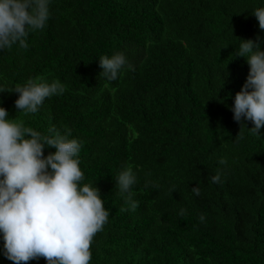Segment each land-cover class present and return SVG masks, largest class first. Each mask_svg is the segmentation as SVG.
<instances>
[{
    "label": "trees",
    "instance_id": "trees-1",
    "mask_svg": "<svg viewBox=\"0 0 264 264\" xmlns=\"http://www.w3.org/2000/svg\"><path fill=\"white\" fill-rule=\"evenodd\" d=\"M260 6L264 0H52L27 48L0 51V106L9 118L43 135L69 129L82 142V183L94 184L110 211L89 264H264V126L258 136L230 111L248 74L231 53L238 38L264 40L251 14ZM117 52L128 65L109 82L98 59ZM28 80H58L65 91L25 114L11 90ZM128 166L137 175L135 209L115 183ZM217 172L221 182L213 183ZM0 264L13 262L0 254Z\"/></svg>",
    "mask_w": 264,
    "mask_h": 264
},
{
    "label": "clouds",
    "instance_id": "clouds-1",
    "mask_svg": "<svg viewBox=\"0 0 264 264\" xmlns=\"http://www.w3.org/2000/svg\"><path fill=\"white\" fill-rule=\"evenodd\" d=\"M51 3L52 0H0V51L13 45L27 48L29 32L45 28ZM251 14L258 21V28L264 31V6L254 8ZM262 45L264 40L259 36L255 40L238 38V47L231 53V59L243 57L248 65L246 80L230 106L232 118L240 128L258 136L264 126ZM98 60L102 69L99 75L109 82L115 81L128 65L123 52ZM5 90L0 86V92ZM64 91L65 85L58 80L51 83L28 80L11 90L18 94L14 101L16 109L25 114L36 113L46 98ZM245 121L253 126L246 127ZM54 131L50 129L49 135H43L25 127L22 121L9 118V112L0 106V239L3 241L0 254L13 264H26L41 257L46 264H89L92 240L108 222L110 211L99 189L94 184L82 183L84 173L79 155L82 142L69 138V129L63 135L59 132L51 135ZM47 147L55 151L44 155ZM219 164L226 165L227 160L220 159ZM211 180L221 182V174L217 172ZM115 183L125 202L135 209L133 186L137 175L133 168H123ZM193 193L198 196L199 188L194 187ZM204 218L202 214L200 220Z\"/></svg>",
    "mask_w": 264,
    "mask_h": 264
}]
</instances>
